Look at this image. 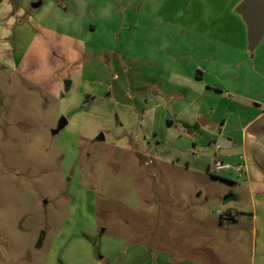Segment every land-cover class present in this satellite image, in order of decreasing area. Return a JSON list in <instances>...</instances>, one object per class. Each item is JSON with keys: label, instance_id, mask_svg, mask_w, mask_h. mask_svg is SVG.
Listing matches in <instances>:
<instances>
[{"label": "rangeland", "instance_id": "1", "mask_svg": "<svg viewBox=\"0 0 264 264\" xmlns=\"http://www.w3.org/2000/svg\"><path fill=\"white\" fill-rule=\"evenodd\" d=\"M43 1L33 10L31 4L40 1L28 2V18L46 19L60 34L76 26L80 43L63 40L56 30L24 29L18 34L22 61L16 63L19 55L9 66L0 60V264H67L65 253L68 264H97L103 249L108 258L101 264H124L126 250L136 245H144L151 259L162 253L196 264L264 258L253 251L251 233V216L264 226L254 209L260 196L251 194L243 177L226 172L199 180L173 169L165 162L177 163L174 135L161 134L159 149L157 137H143L134 123L123 122L119 82H110L113 91L107 92L110 85L87 77L96 62L119 71L126 55L136 54L137 42L127 45L126 33L153 34L157 26L167 32L171 15L196 18L205 10L202 0H85L88 6L69 0L70 19L55 17V10L63 12L57 0ZM153 8L158 22L138 27ZM172 25L179 30L185 24ZM163 126L155 124L157 130ZM227 198L232 200L224 203ZM225 210L234 216L216 213ZM256 240L264 236L258 232Z\"/></svg>", "mask_w": 264, "mask_h": 264}, {"label": "crops", "instance_id": "2", "mask_svg": "<svg viewBox=\"0 0 264 264\" xmlns=\"http://www.w3.org/2000/svg\"><path fill=\"white\" fill-rule=\"evenodd\" d=\"M36 1H40L37 9L41 7L43 0L0 2V29L3 30L0 31V60L3 59L6 66L11 64V58L15 64L13 55L20 56L16 62L18 64L25 55L18 35L24 29L37 27V31L56 30L54 33L63 40L80 43L75 37L76 26H71L70 34H60L58 28L52 29L51 25H46V19L38 16L37 20H30L28 17L32 16L31 12L25 14L24 10L29 6L28 2ZM78 1L88 6L85 0ZM241 1L202 0L199 6L205 10L198 12L200 14L196 18L193 14L184 19L171 15L167 32H159L160 26H157L154 27L153 34H146L145 30L138 31L136 36L126 33L124 42L127 45L134 44L135 40L137 42L136 54H127L128 61L119 71L96 62L92 75L87 77L91 76L93 83L103 85L118 81L116 89H119L120 94L118 102L123 106V122L134 123L136 130L143 132V137H157L159 149H162L159 139L161 134L171 132L174 135L176 141L171 151L177 163L165 162L172 164L173 169H184V174L200 180L211 175L214 159L228 164L241 162L244 165V183L249 186L251 194L260 196V201L254 205V209L259 211L260 219L264 216V35L250 52L247 48L246 26L235 13V8ZM68 2L69 0H57L58 7L64 13L55 10L56 18H69ZM143 4L145 3L140 2L144 7ZM3 8L12 9L5 11L8 12L5 14ZM151 10L148 16L144 15L139 19L138 27L141 23L158 22L156 9ZM83 11L85 12V7ZM90 20L87 18L85 24L79 25L80 35L84 34ZM34 22L36 25L32 24ZM183 23L185 25L179 30L172 25ZM127 30L131 31L130 28ZM156 34L162 38L155 36ZM17 49L22 54H18ZM110 90L113 91L111 85L107 92ZM156 122L162 123L164 129L157 130ZM193 125L195 129L189 128ZM179 139L185 143L179 145ZM218 140H223L219 148L216 146ZM124 150L137 153L130 147ZM181 157L186 158L185 167L178 164ZM231 198L237 199L238 195L234 194ZM232 199H223V202ZM228 212L230 211H216L221 217ZM231 215L233 217L234 213L231 212ZM251 220L253 251L264 256V240L259 243L256 240L258 232L264 236V226L258 227L255 224L258 220L256 215L251 216ZM262 223L264 224L263 220ZM115 246L121 250L122 242L116 241ZM143 246L136 245L127 249L124 264H140L145 260L152 262L144 264H196L188 260H168L162 253H153L155 255L151 259L149 251L143 252ZM102 254L103 257L97 264L108 258L104 249ZM64 260L67 264L72 261L68 253H65ZM255 264H264V258H258Z\"/></svg>", "mask_w": 264, "mask_h": 264}, {"label": "water", "instance_id": "3", "mask_svg": "<svg viewBox=\"0 0 264 264\" xmlns=\"http://www.w3.org/2000/svg\"><path fill=\"white\" fill-rule=\"evenodd\" d=\"M40 2L31 5L36 8ZM237 13L243 20L247 30V48L252 52L262 36L264 35V0H242L235 8ZM61 125H65V120H61ZM225 142V140H224ZM223 140H218L216 146H222Z\"/></svg>", "mask_w": 264, "mask_h": 264}, {"label": "built area", "instance_id": "4", "mask_svg": "<svg viewBox=\"0 0 264 264\" xmlns=\"http://www.w3.org/2000/svg\"><path fill=\"white\" fill-rule=\"evenodd\" d=\"M226 172H232L237 176V178H242L244 175V165H232L228 163H223L219 159H214L211 166V174H220Z\"/></svg>", "mask_w": 264, "mask_h": 264}, {"label": "trees", "instance_id": "5", "mask_svg": "<svg viewBox=\"0 0 264 264\" xmlns=\"http://www.w3.org/2000/svg\"><path fill=\"white\" fill-rule=\"evenodd\" d=\"M189 128H191V129H195V125H193V126H189ZM226 215H227V216H230V217L232 216V215H231V212H228Z\"/></svg>", "mask_w": 264, "mask_h": 264}]
</instances>
